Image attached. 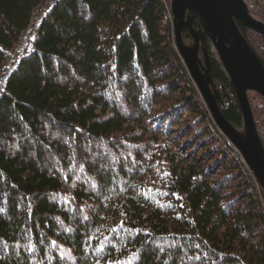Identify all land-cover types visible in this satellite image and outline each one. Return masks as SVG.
Masks as SVG:
<instances>
[{
    "label": "trees",
    "instance_id": "obj_1",
    "mask_svg": "<svg viewBox=\"0 0 264 264\" xmlns=\"http://www.w3.org/2000/svg\"><path fill=\"white\" fill-rule=\"evenodd\" d=\"M240 27L264 60V38ZM14 54L0 264H264V190L177 50L171 0H0V76ZM249 98L264 144V98Z\"/></svg>",
    "mask_w": 264,
    "mask_h": 264
},
{
    "label": "water",
    "instance_id": "obj_2",
    "mask_svg": "<svg viewBox=\"0 0 264 264\" xmlns=\"http://www.w3.org/2000/svg\"><path fill=\"white\" fill-rule=\"evenodd\" d=\"M171 15L179 52L216 124L240 151L264 190V144L249 98L251 91L264 98V60L240 27H248L264 38V23L251 15L244 0H171ZM184 33L191 43H187ZM211 51L235 88L242 112L241 126L234 125L222 110L230 96L215 82Z\"/></svg>",
    "mask_w": 264,
    "mask_h": 264
},
{
    "label": "built area",
    "instance_id": "obj_3",
    "mask_svg": "<svg viewBox=\"0 0 264 264\" xmlns=\"http://www.w3.org/2000/svg\"><path fill=\"white\" fill-rule=\"evenodd\" d=\"M249 12L256 18L261 19L264 22V0H244ZM46 7L45 5L43 8ZM32 28L33 26H30L29 29L22 35L20 40V48H23L24 46L29 45L31 42V36H32ZM16 54L12 56V58L9 60L5 72H10L11 69V60L14 59ZM5 72L3 75L0 76V85L3 84L5 80Z\"/></svg>",
    "mask_w": 264,
    "mask_h": 264
},
{
    "label": "bare ground",
    "instance_id": "obj_4",
    "mask_svg": "<svg viewBox=\"0 0 264 264\" xmlns=\"http://www.w3.org/2000/svg\"><path fill=\"white\" fill-rule=\"evenodd\" d=\"M252 15V14H251ZM253 16V15H252ZM254 17V16H253ZM256 18V17H255ZM173 19V18H172ZM256 19H258V20H260V21H262L261 19H259V18H256ZM263 22V21H262ZM264 23V22H263ZM174 37H175V33H174ZM175 43H176V39H175ZM176 47H177V50H178V52H179V49H178V46H177V43H176ZM180 53V52H179ZM181 55V54H180ZM182 56V55H181ZM183 58V57H182ZM183 60H184V58H183ZM203 61V60H202ZM184 62H185V60H184ZM185 64H186V62H185ZM187 66V65H186ZM187 68H188V66H187ZM189 69V68H188ZM189 72H190V70H189ZM9 75V72H5V77L6 76H8ZM193 78V77H192ZM194 80V79H193ZM195 82V81H194ZM195 84H196V86H197V88H198V90H199V92H200V94H201V96H202V98H203V100L205 101V103L207 104V106H208V103H207V101L205 100V98L203 97V95H202V93H201V91H200V89H199V86H198V84L195 82ZM208 108H209V110H210V107L208 106ZM210 112H211V110H210ZM213 117V116H212ZM219 127V126H218ZM246 162V161H245ZM247 164V163H246ZM248 166V165H247ZM249 168V167H248ZM250 169V168H249Z\"/></svg>",
    "mask_w": 264,
    "mask_h": 264
},
{
    "label": "rangeland",
    "instance_id": "obj_5",
    "mask_svg": "<svg viewBox=\"0 0 264 264\" xmlns=\"http://www.w3.org/2000/svg\"><path fill=\"white\" fill-rule=\"evenodd\" d=\"M185 40L187 41V43H191V40L189 39V40H187L186 39V37H185ZM213 52L211 51V54H212ZM216 56V55H215ZM203 61H204V55H203V59H202ZM252 92V91H251ZM257 93V92H256ZM259 94V93H258ZM263 97V96H262ZM205 102V101H204ZM205 105L207 106V104L205 103ZM207 108H208V106H207ZM208 110H209V108H208ZM210 111V110H209ZM211 113V112H210ZM214 119V118H213Z\"/></svg>",
    "mask_w": 264,
    "mask_h": 264
},
{
    "label": "snow or ice",
    "instance_id": "obj_6",
    "mask_svg": "<svg viewBox=\"0 0 264 264\" xmlns=\"http://www.w3.org/2000/svg\"><path fill=\"white\" fill-rule=\"evenodd\" d=\"M197 259H199V257H196ZM116 264H125V262L123 261H117ZM128 264H131V262L129 261Z\"/></svg>",
    "mask_w": 264,
    "mask_h": 264
},
{
    "label": "flooded vegetation",
    "instance_id": "obj_7",
    "mask_svg": "<svg viewBox=\"0 0 264 264\" xmlns=\"http://www.w3.org/2000/svg\"><path fill=\"white\" fill-rule=\"evenodd\" d=\"M185 37L187 40H189L190 38L185 34ZM200 56H201V59H203V52H200ZM224 106V105H223Z\"/></svg>",
    "mask_w": 264,
    "mask_h": 264
}]
</instances>
